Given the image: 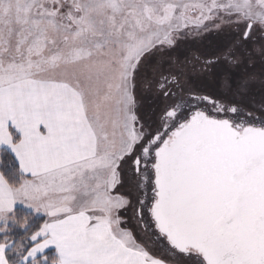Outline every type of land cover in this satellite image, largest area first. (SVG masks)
Wrapping results in <instances>:
<instances>
[{
    "label": "snow or ice",
    "instance_id": "6c2138e0",
    "mask_svg": "<svg viewBox=\"0 0 264 264\" xmlns=\"http://www.w3.org/2000/svg\"><path fill=\"white\" fill-rule=\"evenodd\" d=\"M0 264H264V0H0Z\"/></svg>",
    "mask_w": 264,
    "mask_h": 264
},
{
    "label": "rangeland",
    "instance_id": "374dc122",
    "mask_svg": "<svg viewBox=\"0 0 264 264\" xmlns=\"http://www.w3.org/2000/svg\"><path fill=\"white\" fill-rule=\"evenodd\" d=\"M233 71H236L235 69Z\"/></svg>",
    "mask_w": 264,
    "mask_h": 264
}]
</instances>
